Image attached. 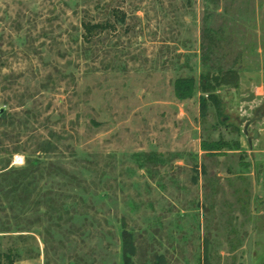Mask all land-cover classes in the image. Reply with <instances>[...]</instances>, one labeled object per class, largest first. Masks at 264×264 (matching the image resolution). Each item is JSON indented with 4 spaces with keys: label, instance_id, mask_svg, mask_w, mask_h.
<instances>
[{
    "label": "rangeland",
    "instance_id": "obj_1",
    "mask_svg": "<svg viewBox=\"0 0 264 264\" xmlns=\"http://www.w3.org/2000/svg\"><path fill=\"white\" fill-rule=\"evenodd\" d=\"M85 22L106 29L87 41ZM232 67L248 89L217 104L200 75ZM261 68L264 0H0V173L34 163L0 251L124 264L127 230L135 264H248L253 234L264 264Z\"/></svg>",
    "mask_w": 264,
    "mask_h": 264
},
{
    "label": "trees",
    "instance_id": "obj_2",
    "mask_svg": "<svg viewBox=\"0 0 264 264\" xmlns=\"http://www.w3.org/2000/svg\"><path fill=\"white\" fill-rule=\"evenodd\" d=\"M84 34L83 37L88 41L90 40L94 34L102 32L106 29L104 24H92L85 22L83 23ZM212 30L210 28H205L203 30V35L206 37H212ZM208 55V54H207ZM206 55V56H207ZM204 55L203 60L206 62L207 58ZM185 83V85H183ZM241 83V75L240 70L237 68H228V69H218L216 72L211 73L208 71L207 73H203L200 75L199 88L203 94H207L208 97L214 99L219 103L218 98L216 97V91L223 86L239 88ZM196 80L194 77L187 78L184 80L183 78L178 79L176 83V91L177 94L181 98L192 96L196 89ZM182 89L184 90L182 93ZM7 116L5 115V111H0V120H6ZM236 131H239V128L236 127ZM207 149V147H205ZM39 150H43L42 148ZM45 151V150H44ZM34 171V163L31 162L24 169H12L8 171H3L0 173V204L1 208L4 202L10 203L13 208L16 205H23L31 196L30 185L28 183V179ZM27 181V182H26ZM53 217V215H52ZM51 217V218H52ZM58 220H63L64 213H58ZM0 232H11L8 228L2 227ZM123 239H124V264H135L132 256L136 255V243L133 238V234L127 230L123 231ZM11 250H14L15 253L12 254ZM35 256H30L29 258H34ZM164 257H161L160 262L164 261ZM22 254L19 252V247L15 249H10L5 252L0 251V264H15L17 261L22 260ZM165 263V262H164ZM163 263V264H164Z\"/></svg>",
    "mask_w": 264,
    "mask_h": 264
},
{
    "label": "crops",
    "instance_id": "obj_3",
    "mask_svg": "<svg viewBox=\"0 0 264 264\" xmlns=\"http://www.w3.org/2000/svg\"><path fill=\"white\" fill-rule=\"evenodd\" d=\"M258 71L259 72H255L253 75H250L248 78H249V80L251 82H254L255 81L256 83H258L257 85H258V89H259V88H264V68H261ZM240 75H241V83H240V86H243V87L245 86L248 89V87L246 85L247 82L245 83V78H244L242 72L240 73ZM247 92H248V90H247ZM256 95H258V93ZM252 96H253L252 93H250L245 98H249V97H252ZM260 124H263L264 125V116H263ZM245 133H246L245 135L247 136V133H248V130L247 129L245 130ZM255 140L257 141L256 144L257 145L259 144V148L261 150H264V127L263 128H260V129H258V131H256ZM250 144H251V141H250ZM24 262L25 261L22 259V260L17 261L15 264H25Z\"/></svg>",
    "mask_w": 264,
    "mask_h": 264
},
{
    "label": "water",
    "instance_id": "obj_4",
    "mask_svg": "<svg viewBox=\"0 0 264 264\" xmlns=\"http://www.w3.org/2000/svg\"><path fill=\"white\" fill-rule=\"evenodd\" d=\"M247 249H248V264H251L252 251H253V234H251L249 237V240L247 242Z\"/></svg>",
    "mask_w": 264,
    "mask_h": 264
}]
</instances>
